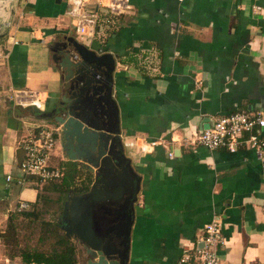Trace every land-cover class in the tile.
I'll use <instances>...</instances> for the list:
<instances>
[{"label":"crops","instance_id":"0c3cea01","mask_svg":"<svg viewBox=\"0 0 264 264\" xmlns=\"http://www.w3.org/2000/svg\"><path fill=\"white\" fill-rule=\"evenodd\" d=\"M128 1L126 15L85 3L97 24L79 35L69 0H0V234L22 201L60 202L59 192L45 198L44 186L22 174L20 143L39 126L60 130L54 111L68 84L60 57L72 36L116 58L121 135L140 176L126 264H178L187 252L199 264L204 227L214 219L226 241L218 248L223 264H264V165L255 150L184 142L217 117L264 111V0ZM14 91L40 93L44 108L19 105ZM154 140L153 150L131 154L130 142ZM62 143L59 131L52 166L70 160ZM85 175L70 195L89 189L94 178ZM72 240L79 264H88L85 246ZM6 248L0 239V264H34Z\"/></svg>","mask_w":264,"mask_h":264},{"label":"water","instance_id":"95a60500","mask_svg":"<svg viewBox=\"0 0 264 264\" xmlns=\"http://www.w3.org/2000/svg\"><path fill=\"white\" fill-rule=\"evenodd\" d=\"M61 67L68 72L66 97L56 106L62 147L93 173L89 189L69 194L62 228L82 243L88 264H126L140 176L127 155L119 107L113 95L116 58L75 37Z\"/></svg>","mask_w":264,"mask_h":264},{"label":"built area","instance_id":"2783aa9c","mask_svg":"<svg viewBox=\"0 0 264 264\" xmlns=\"http://www.w3.org/2000/svg\"><path fill=\"white\" fill-rule=\"evenodd\" d=\"M71 8L69 14L78 21L79 35H85L94 31L97 17L89 12L85 3L92 0H69ZM106 6L114 14H130L133 9L128 0H93ZM13 90V89H11ZM12 92V91H11ZM1 93V90H0ZM15 101L19 105L33 104L37 108H44V101L40 93L34 91H14ZM264 128V111L250 114L246 111H237L217 117L214 123L184 139L186 144L203 145L209 149L225 148L230 152H237L246 147L255 150L258 158L264 165V138L261 130ZM60 130L51 127L39 126L31 131L20 143L24 152V159L19 168L25 176H34L39 183L60 178L63 171L60 167L51 165V158L57 147V133ZM158 144L157 141H149L137 145L136 141L130 142L131 154L149 152ZM173 156V153H170ZM7 180H12L8 175ZM20 182H22L20 180ZM29 204L22 201L20 209L28 208ZM205 233L202 237L203 246L198 249L199 264H223L218 253V248L225 245L222 235V223L214 219L204 227ZM193 257L187 252L183 254L178 264H190Z\"/></svg>","mask_w":264,"mask_h":264},{"label":"trees","instance_id":"16d2710c","mask_svg":"<svg viewBox=\"0 0 264 264\" xmlns=\"http://www.w3.org/2000/svg\"><path fill=\"white\" fill-rule=\"evenodd\" d=\"M60 168L63 171V175L55 180L46 181L42 184L36 180V184L43 187L42 190L46 192H59L61 200L66 201L69 197V191L74 181L85 173L88 183H91L93 174L89 171H83L77 161L69 160L64 165L61 164ZM89 187V184L85 185ZM48 196H45V198ZM38 201L25 209H18L15 213H12L9 218L8 229L1 233L4 242L8 245L10 239L16 232V227L13 220L18 216L30 218V220L36 222L40 221L41 234L40 239L44 242L52 240L51 247L49 249H42L41 247H21L18 252L10 254L11 256H20L25 263L34 264H79L78 259V247L76 243L68 236L65 231H62V223L59 221L44 220L41 219V211L37 208ZM14 233L11 234V231Z\"/></svg>","mask_w":264,"mask_h":264},{"label":"rangeland","instance_id":"374dc122","mask_svg":"<svg viewBox=\"0 0 264 264\" xmlns=\"http://www.w3.org/2000/svg\"><path fill=\"white\" fill-rule=\"evenodd\" d=\"M78 188H81V184L77 185ZM41 195H47L52 200H57V197L59 196L58 193L55 192H49L46 193L44 190H41ZM60 202L52 201V202H45L42 201V204H38L37 208L41 211V219L44 220H52V221H58L62 216V209H63V200H59ZM14 225L16 227V232L10 239V243L8 245L4 242V239L2 238L0 234L1 242L6 245V252L8 254H12L13 252L16 253L19 251L21 247H41L42 249H49L51 245L49 243L52 242V240H49V242H43L40 239L41 234V225L40 221H32L30 218H25L23 216H18L16 219L13 220ZM9 222L7 224V227L4 228L6 231L8 229ZM62 231L64 229L61 227ZM4 231V232H5ZM9 231V229H8ZM11 231V230H10ZM14 232L11 231V234Z\"/></svg>","mask_w":264,"mask_h":264}]
</instances>
